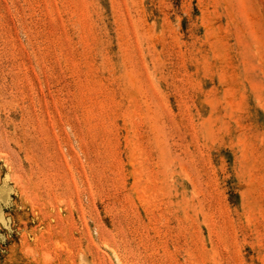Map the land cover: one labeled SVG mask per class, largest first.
<instances>
[{"label": "rangeland", "instance_id": "obj_1", "mask_svg": "<svg viewBox=\"0 0 264 264\" xmlns=\"http://www.w3.org/2000/svg\"><path fill=\"white\" fill-rule=\"evenodd\" d=\"M0 264H264V0H0Z\"/></svg>", "mask_w": 264, "mask_h": 264}]
</instances>
